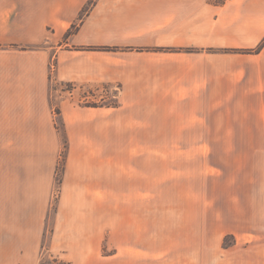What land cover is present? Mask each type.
Returning a JSON list of instances; mask_svg holds the SVG:
<instances>
[{"label":"crops","instance_id":"crops-1","mask_svg":"<svg viewBox=\"0 0 264 264\" xmlns=\"http://www.w3.org/2000/svg\"><path fill=\"white\" fill-rule=\"evenodd\" d=\"M86 1L0 0V142L57 141L54 61L60 82L119 88L115 108L61 103L53 216L50 183L0 172V264H264V0H94L79 17ZM162 144H218L216 165L187 181L189 152Z\"/></svg>","mask_w":264,"mask_h":264},{"label":"rangeland","instance_id":"rangeland-1","mask_svg":"<svg viewBox=\"0 0 264 264\" xmlns=\"http://www.w3.org/2000/svg\"><path fill=\"white\" fill-rule=\"evenodd\" d=\"M80 0H66L67 7H75ZM94 0H87L80 13L81 17L93 4ZM75 25H72L65 37L74 32ZM51 30V29H49ZM50 34V32H49ZM54 42L50 45L41 43L33 45L32 49H42L48 46L57 47ZM56 62H52L49 75V105L54 115V138L57 141L31 142L27 141V135H18L16 142H0V172L1 181L14 182H37L50 183L51 185V216L55 211L59 193V187L63 182L67 160L70 151V143L67 132L61 118V103H70L87 107L86 102L96 101L99 104H115L114 95L119 91L118 86L109 87H88L75 85L71 82H60L56 78ZM19 131L24 134L30 129L35 134H47L45 126L35 127L31 121H26ZM32 125V126H31ZM21 126V125H19ZM25 126V127H24ZM39 128V129H38ZM27 129V130H26ZM29 137V136H28ZM4 138V137H2ZM9 139V137H7ZM218 144H162V152L165 151H188L191 159L188 162L190 174L187 181L199 183L202 181L203 170H208V165H216ZM213 172V169L210 168ZM49 172V173H48ZM223 245H233L232 238H226ZM41 264H61L56 260L45 257Z\"/></svg>","mask_w":264,"mask_h":264},{"label":"trees","instance_id":"trees-1","mask_svg":"<svg viewBox=\"0 0 264 264\" xmlns=\"http://www.w3.org/2000/svg\"><path fill=\"white\" fill-rule=\"evenodd\" d=\"M114 97H115V100H117V94H115ZM85 105L87 107H94V108H96V107H113V108H115V107H117V102H115V104H111V103L99 104L96 101H94V102H86Z\"/></svg>","mask_w":264,"mask_h":264},{"label":"built area","instance_id":"built-area-1","mask_svg":"<svg viewBox=\"0 0 264 264\" xmlns=\"http://www.w3.org/2000/svg\"><path fill=\"white\" fill-rule=\"evenodd\" d=\"M225 1H229V0H225Z\"/></svg>","mask_w":264,"mask_h":264}]
</instances>
